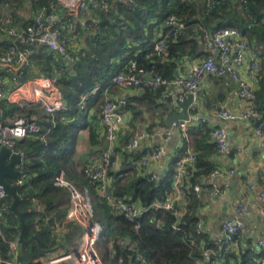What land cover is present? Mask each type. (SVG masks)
<instances>
[{"label": "built area", "instance_id": "built-area-1", "mask_svg": "<svg viewBox=\"0 0 264 264\" xmlns=\"http://www.w3.org/2000/svg\"><path fill=\"white\" fill-rule=\"evenodd\" d=\"M30 4L31 0H27ZM41 4L35 10H27L24 18L23 4L18 2H5L0 5V39L8 38L13 43L20 41L29 45L38 44L48 48L56 58L62 59L63 63H55L44 71H38L32 58V50L11 46L8 50L0 52V66L11 76L0 79V98L11 103H17L21 107L27 103H36L44 111L48 118L57 112L66 111L71 104L61 90L60 82L64 76L74 72L80 55L78 47V36L89 37L92 34L109 28L110 24L117 22L124 23L125 18L116 21L111 18L112 13L122 4L126 9H132L136 0H39ZM215 0H209L213 4ZM106 15L110 17L109 24L103 26L102 19L94 15L96 8L101 7ZM240 9L246 16L256 22L250 14L249 1L239 0ZM247 12V13H246ZM26 15V14H25ZM26 19V24L19 23ZM23 19V20H24ZM165 24L173 28V35L177 36L186 25L171 15ZM161 39L155 45V53L163 56L168 47V39ZM81 41V38H80ZM204 48L210 52L208 56L197 59L188 66L186 75L176 73L172 78L163 77L154 69H146L140 66L137 59H131L126 67L112 77V84L123 88L131 86L147 87L151 90L165 87L166 95L168 89H181L177 98L183 103L189 94L195 99L203 79L206 76H219L223 78L224 84L231 83L238 85V98L246 103L241 113L243 119L248 120L254 134L257 137L264 135V115H262L255 103L257 78L263 69L261 60L252 57L249 41L243 33L235 27H226L213 33L206 34L203 38ZM32 72H38L33 74ZM101 84L97 83L91 90L83 92L80 96L78 106L80 110H86L91 98L98 93ZM174 91V90H173ZM171 91L170 93H173ZM194 99V100H195ZM194 103V102H193ZM130 98L117 97L106 98L101 106V121L104 129L105 147L97 159H89L85 165V176L90 180L91 185L116 212L122 214L130 222L134 223L135 229L139 228L136 222L146 209L138 202H130L115 195L114 186L111 184V174L119 171L124 161L123 152L117 147L122 139V134L129 130L132 110L129 109ZM216 116L220 119H234L236 116L224 105H217ZM207 125L210 127V137L217 144L220 154H231L234 150L229 143V134L225 127L216 122L212 116H207L198 111L195 104L189 108L188 119L175 120L167 131V138L176 133L182 139V145L187 143L183 156L176 160L172 173L173 191L163 202H157L154 206L173 210L176 212L177 221L173 228L181 230L180 221L187 212L184 200L185 184L192 173L196 170L197 154L190 144L189 128L191 126ZM34 137L45 141L46 131L43 130L41 121L35 116L23 114L12 121L0 120V145L12 148L21 155L17 164L19 177L18 185L25 183L27 177L26 158L21 150H18V142L22 139ZM149 137L146 132L135 135H128L125 147L130 155L142 152L137 161V169L142 175L150 177L151 181H159L161 174L153 169V164L160 163L166 155L162 145H149L144 147L143 142ZM179 147V149L182 147ZM174 158L172 159L173 162ZM235 168L216 167L206 175L205 184L197 182L195 191L201 203L197 213L198 221L195 227V234H208L214 239V246H204L201 257L194 258L191 262L181 264H221L222 253L217 251L215 246L224 249L225 252H235L237 255L242 248L251 249L260 259L259 264H264V222L257 228L256 239L248 237L249 226L247 219L260 216L264 221V176L260 183L261 188L256 190V184L250 183V188L257 192L261 204L254 207L251 201L239 199L233 203L231 216L224 218L221 222L219 233L207 230L206 217L201 212L203 204L204 189L212 198H220L226 195L229 186L226 178L235 173ZM224 183L220 184L219 180ZM54 184L66 189L70 201V217L81 227V244L75 250H65L57 253L51 252L48 256H40L27 264H108L98 248V240L102 226L95 220L94 201L92 188L85 185L78 188L70 182L64 171L58 173ZM207 185L206 187H204ZM180 208V209H179ZM8 195L0 185V221L8 211ZM20 231L14 240L9 242L10 257H3L0 254V264H22L19 260L21 250L18 242ZM193 235V234H192ZM121 245L125 244L124 239H119ZM113 248L112 243L109 244ZM198 247L194 241L192 249ZM135 252V264H152L147 256L136 250L135 245L131 246ZM230 264H237L231 261Z\"/></svg>", "mask_w": 264, "mask_h": 264}, {"label": "trees", "instance_id": "trees-1", "mask_svg": "<svg viewBox=\"0 0 264 264\" xmlns=\"http://www.w3.org/2000/svg\"><path fill=\"white\" fill-rule=\"evenodd\" d=\"M104 1L101 0V2ZM248 1L249 12L256 22L248 18L240 9L239 0H215L211 5L209 0H202L201 7L196 0H136L132 9H126L119 4L112 13L111 18L116 21H120L122 17L125 18L122 25H118L117 22L112 23L109 28H103L102 31L85 38L88 46L86 45V49L80 55L74 72L64 76L60 82L61 90L70 102L71 109L58 112L61 114L55 117L56 123L48 121V127L52 128L53 133L45 141L29 137L20 140L17 145L18 150L25 155L26 172L28 173L25 183L18 185L17 190L20 195L18 209L25 212L24 235L26 238L38 234L44 249H51L57 245L56 228L64 214L53 213L54 206L44 198V195L58 187L54 184L55 178L59 172L64 171L76 187L90 185L92 188V196L97 199L102 210L97 220L102 226L97 244L98 248L103 251L102 256L108 264H135V252L131 250L132 245H135L137 251L145 254L152 264L189 263L194 258L201 257L204 246H214V239L210 235L195 234L197 213L201 203L194 187L197 182L206 179V175L215 169L211 155L218 152L217 144L210 137L209 126L189 128L190 144L197 154V162L196 170L185 184L184 200L187 212L181 218V230L173 228L178 219L175 211L166 210L154 204L165 201L173 191L172 173L175 162L183 156L187 143L182 145L170 169L161 176L159 181H151L150 177L142 175L136 167H133L130 169L133 174L131 186H126L123 185L125 172L122 166L119 171L112 172L117 178L114 188L116 197L130 202H139L146 209L137 218L139 228L135 229L134 223L116 212L93 188L90 180L85 176L87 161L75 162L73 159L74 145L71 141L75 135L73 130H75L76 122L73 123L74 125H66L62 119L74 117L78 119L76 121L83 122L82 128H86L91 106L104 98L103 89L108 85H113V75L123 70L131 59H137L140 66L148 70L154 69L163 77L172 78L182 59L208 56L209 51L201 50V45H204V36L226 27L238 28L248 39L250 48L256 53L257 58L261 60L263 69L257 78L255 103L259 112L264 115V0ZM5 2L23 4L24 18L27 17V20L30 17H28L27 10H35L41 4L39 0H31V4L27 0H0V5ZM94 15L102 19L103 26L109 24L110 17L105 14L102 5L95 9ZM171 15L181 19L186 27L174 36L173 28L169 26L167 34L160 36L168 39L167 54L157 55L154 48L161 38L158 37L160 30L156 27L164 25ZM23 19L19 23L25 25L27 20ZM125 37H130L131 41L126 42ZM136 42L139 43L137 46ZM11 46H17L20 50L31 49L34 65L38 71H44L45 68H50L55 63L64 62L50 53L46 46L29 45L20 41L13 43L11 39L5 37L0 39V52L8 50ZM116 58L121 59V62L114 63L113 60ZM1 73L11 76L5 70H1ZM32 73L38 74V72ZM213 77L221 79L220 82L224 84L222 77ZM97 83L101 84L100 90L91 98L87 109L80 110L78 102L81 94L91 90ZM142 88L144 93L135 96L132 99L134 102L130 99L128 105L129 109L138 115L134 120H143V108L158 107V101L164 95V87L155 90ZM20 110L19 104L0 98V120L6 121L8 115H14ZM88 127L90 129L91 125L89 124ZM63 130H65L63 138L58 137V133ZM90 132L95 134L94 128ZM141 156L142 152H138L133 155L132 159L138 161ZM124 166H131L128 159L125 160ZM9 181L11 182L10 179ZM12 200L8 196L9 207ZM34 202L39 203L43 208L36 211ZM6 218L12 226L5 224ZM0 223L5 226L8 234V240H6L0 232V254L3 257H10L9 242L14 240L21 231V220L18 215L8 209ZM75 224L70 225L66 236L70 242L76 229ZM119 239H124L125 244L121 245ZM194 241L198 247L192 249ZM110 243L113 248H110ZM215 248L222 253L221 264H230L235 260L237 264H259L257 260L260 259V255L257 256L251 249L242 248L237 255L235 252H225L219 246ZM41 255L44 254L37 244L33 243L23 246L18 258L22 264H27Z\"/></svg>", "mask_w": 264, "mask_h": 264}, {"label": "crops", "instance_id": "crops-1", "mask_svg": "<svg viewBox=\"0 0 264 264\" xmlns=\"http://www.w3.org/2000/svg\"><path fill=\"white\" fill-rule=\"evenodd\" d=\"M200 7L202 6V0H196ZM94 14V13H93ZM31 16V13H28ZM159 29L158 37L162 34H167L169 26L164 24L162 26L156 27ZM148 30V29H147ZM146 30V32H147ZM149 33V30H148ZM86 37L81 38L79 44L82 45L83 50L88 46ZM126 42H130V37L124 38ZM139 43L136 42V46ZM87 45V46H86ZM201 50H205L204 46L201 45ZM206 51V50H205ZM84 52V51H83ZM252 57H257L251 49ZM200 58V57H199ZM198 57L184 58L179 62V67L176 70V73L181 75H186L188 72V66L190 63L194 64ZM114 63L121 62V59L116 58L113 60ZM1 70H4L0 66V79L7 78V75H3ZM221 79L213 76H206L198 90L196 99L194 103L199 112L212 116L216 122L220 123L225 127L229 134V143L233 146L234 150L231 154H220L215 152L211 155V161L216 167L222 168H235L236 171L233 175H230L226 178L229 186L226 189V195L220 198H212L208 195L207 191L204 189L203 192V206L201 212L206 217V228L207 230L213 231L214 233H219L221 230V222L224 218L231 216L233 210V203L239 199L245 201H251L254 207H257L261 204L262 201L257 197V192L250 188V183L256 184V190L261 188V181L264 176V135L262 137H257L251 126L249 125L248 120L241 117V113L246 107V103L242 102L238 98V85L231 83L229 86L220 82ZM256 85V84H255ZM142 87L131 86L128 88H123L118 85H108L103 89V96L99 102L93 104L88 113V125H91L89 129L88 125L86 128L83 127L82 121H76L78 119L74 117L63 118L62 121L66 124H75V130L73 132L75 135L72 138L71 143L74 147L73 159L75 162H84L89 159H97L102 152V149L105 147V138H104V129L101 121L100 106L106 97L108 98H117V97H126L131 100L135 96H140L142 92ZM174 90V91H173ZM168 89L169 95L164 93L166 88L164 87L163 98L161 97L158 101V107L154 108H143L144 119L143 120H134L138 115L134 114L132 111V118L129 126V130L122 134V139L118 144V149L123 152L124 161L122 163V170L125 172L123 177V185L131 186V181L133 174L130 169L133 167L137 168L136 159H132L133 155L129 154V151L125 147L126 138L128 135H135L141 132H146L149 137L144 140L143 146L151 145H162L166 151V155L163 157L162 161L157 164H153V169L159 172L162 176L170 169L172 164V159L179 152V147L182 145V139H180L179 134L174 133L171 138H167L168 128L171 126L169 119L174 113H183V109L180 106V102L177 98L178 94L182 92L181 89ZM173 91V93H170ZM133 101V100H132ZM134 102V101H133ZM132 103V102H131ZM217 105H224L232 111L236 116L234 119H220L216 116V107ZM71 109V108H70ZM68 109V110H70ZM66 110V111H68ZM63 112V111H62ZM27 114L29 116H35L43 124V130L46 131L47 137L52 135V128L48 127V121H55V117L61 113H55L49 118L44 115L42 108L36 103H27L25 106L21 107V110L15 113L14 115H8L6 121H12L13 119ZM95 130V134L90 132L91 129ZM65 130L58 133V137L63 138ZM128 159L131 163V166H124L125 160ZM5 162H10V157L4 158ZM132 177V178H131ZM117 178L114 173L111 174V184L116 187ZM206 179L200 181V183L205 184ZM220 184H223V179L219 180ZM205 185L204 187H206ZM82 187V186H81ZM234 191L232 194L230 191ZM44 198L47 201L51 202L54 206L53 213L61 212L64 214V217L61 218V222L57 224L55 238L57 239V245H63L61 249L55 251L57 253L64 252L65 250H75L81 244V232L82 229L80 225L70 217V201L68 193L64 188L55 187L54 189L48 191ZM139 203V202H138ZM263 203V202H262ZM34 207L36 211L41 210L43 207L37 202H34ZM39 219V218H38ZM249 232L248 237L250 239H256L258 226L264 222L260 216H255L251 219H247ZM75 224V231L71 236V242L67 239V234L70 230V225ZM5 224L12 226L9 223L8 219H5ZM80 239V243L78 240ZM68 244V247L64 245ZM44 256H48L51 253H43ZM40 257V256H39ZM36 257L34 259H37Z\"/></svg>", "mask_w": 264, "mask_h": 264}, {"label": "water", "instance_id": "water-1", "mask_svg": "<svg viewBox=\"0 0 264 264\" xmlns=\"http://www.w3.org/2000/svg\"><path fill=\"white\" fill-rule=\"evenodd\" d=\"M169 26V25H167ZM195 97L192 94H189L187 99L180 104L183 109V113H174L172 114L171 118L169 119L170 123L172 124L175 120L178 119H188L189 117V108L191 104H193ZM10 157V162H5L4 158ZM21 160V155L15 152L12 148H9L4 145H0V185L3 186L8 196H10L13 200L9 207V210L14 212L16 215L20 217L21 220V231L18 237V242L20 244V248L25 245H31L36 243L39 250L42 253H51L58 251L63 247V245L55 246L51 249H44L42 247V242L40 236L38 234H34L30 238H26L24 235V215L25 212L20 211L18 209V202L20 200V195L18 194V184L15 183L19 177V170L17 169V164ZM11 180V182L9 181ZM0 232L2 236L8 240V234L5 229V226L0 223ZM129 243V241H128ZM66 247H68L67 243H64Z\"/></svg>", "mask_w": 264, "mask_h": 264}, {"label": "rangeland", "instance_id": "rangeland-1", "mask_svg": "<svg viewBox=\"0 0 264 264\" xmlns=\"http://www.w3.org/2000/svg\"><path fill=\"white\" fill-rule=\"evenodd\" d=\"M82 36V34H80L79 36H78V42L80 43L81 41H80V38H82L81 37ZM78 43V47H79V53L81 54V52L83 51V48H82V45L81 44H79ZM81 188H83V187H81ZM232 194H234V191H230ZM92 198H93V201H94V213H95V220H98V218L101 216V214H102V210H101V208H100V205L98 204V202H97V199L94 197V196H92ZM78 243H80V239L78 240ZM99 251H100V253L102 254L103 253V251L99 248Z\"/></svg>", "mask_w": 264, "mask_h": 264}]
</instances>
